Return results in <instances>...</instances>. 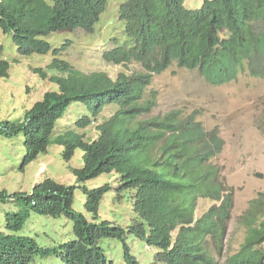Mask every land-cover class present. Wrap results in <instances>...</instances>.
<instances>
[{
	"label": "trees",
	"instance_id": "1",
	"mask_svg": "<svg viewBox=\"0 0 264 264\" xmlns=\"http://www.w3.org/2000/svg\"><path fill=\"white\" fill-rule=\"evenodd\" d=\"M101 1L0 0V29L11 35L20 55L46 54L51 45L45 37L52 32L78 26L91 31L101 13L97 5ZM119 17L124 22L123 39L133 45L127 50L118 42L120 38L112 37L111 47L103 52L107 61L136 59L148 72H161L176 62L181 67H197L213 85L228 83L245 71L264 78V0H204L198 9L185 8L183 0H125L119 5ZM61 48L52 53L57 55ZM53 62L52 67L66 71L65 76L50 77L58 89L44 92L22 120L1 121L0 132L8 138L25 137V163L53 142L63 146L67 161L81 148L84 164L70 168L75 185L46 178L29 193H1L4 200L12 198L19 210L6 214L7 232L0 230V264H44L49 256H56L60 264H114L102 243L120 237L122 230L106 220L96 221L108 185L84 186L83 211L73 209L75 188L111 170L120 175L118 191L137 188L133 203L137 218L130 232L160 250L150 264H215L209 240L220 253L231 195L196 221L193 210L199 197L219 196L217 170L208 162L221 150L217 128L205 130L194 113L179 116L172 112L137 120L150 110L149 104L140 102L150 74L133 76L132 82L124 76L113 81L105 73L85 75L61 64L63 60ZM8 68V61L0 59V76H7ZM73 102H82L92 115L107 103L119 108L99 126L98 137L91 141L79 131L87 126L88 116L58 129ZM261 127L264 132V121ZM31 214L66 216L72 223V237L45 246L33 236L19 234ZM263 215L264 192H259L241 216L247 234L240 250L228 257L229 264H264V250L255 248L264 242V218L256 221ZM183 222L193 226L183 228L168 250L169 230ZM123 264H140L126 245Z\"/></svg>",
	"mask_w": 264,
	"mask_h": 264
},
{
	"label": "rangeland",
	"instance_id": "2",
	"mask_svg": "<svg viewBox=\"0 0 264 264\" xmlns=\"http://www.w3.org/2000/svg\"><path fill=\"white\" fill-rule=\"evenodd\" d=\"M125 0H107L105 11L100 17L97 28L100 33L87 38L80 31L56 32L47 37L51 46L56 47L71 37V46L63 50L57 58L87 74L96 71L106 72L115 78L118 73H132L141 70L135 64L116 65L106 62L101 52L105 49L103 40L113 33L120 35L122 21L117 18L119 5ZM203 0H183L188 8H199ZM84 35V37H83ZM109 43V42H108ZM53 55L31 53L20 55L10 34L0 29V58L9 63L8 75L0 76V122L4 120H22L26 110L48 90L56 89L57 84L50 76L59 74L54 68H49ZM46 73L42 77L36 69ZM40 71V70H39ZM144 99L154 100L147 117L162 115L169 110L177 109L186 115L197 111V118L204 129H218L222 140L221 151L211 160L218 172V182L223 185V192L232 193V208L227 222L223 250L213 255L216 264H227V258L237 252L244 240L246 229L241 223V216L249 203L259 192L264 191V133L258 125L264 119V78L252 77L246 73L222 85H211L206 82L197 70H188L176 65L170 66L164 72L153 75L151 82L144 89ZM117 107L107 105L94 120L93 125L86 129L89 137H96L94 126L108 119ZM88 109L82 102H73L66 110L64 118L59 122L64 126L69 120L86 114ZM25 137L22 134L8 138L0 132V195L5 192L10 195L15 192H30L36 183L46 178L64 185H75V176L70 168H80L83 165V151L76 148L67 161L62 156L63 146L49 143L46 151L40 152L33 160L25 163ZM108 183L111 188L102 196L98 207L97 220L107 219L125 230L132 224L136 215L132 209L133 189L118 193L116 186L117 173H101L87 179L74 190L73 209L83 211L84 193L82 188L98 187ZM12 198L0 197V230L4 227L7 213L19 210L11 201ZM212 204L208 199L199 200L195 215L199 216ZM88 220H93L91 214L83 212ZM263 216L257 218V222ZM72 223L64 215L52 217L49 215L31 214L19 234L36 238L41 245H51L72 237ZM123 239L129 245L130 253L136 255L141 263L151 261L155 250L135 239L125 232L122 238L105 239L102 246L107 258L115 264L122 263ZM264 249V243L258 245ZM44 264H60L56 256H49Z\"/></svg>",
	"mask_w": 264,
	"mask_h": 264
},
{
	"label": "clouds",
	"instance_id": "3",
	"mask_svg": "<svg viewBox=\"0 0 264 264\" xmlns=\"http://www.w3.org/2000/svg\"><path fill=\"white\" fill-rule=\"evenodd\" d=\"M204 1V0H203ZM203 1H202V4H203ZM106 4H107V0H102L101 2H97V5L101 8V13L99 14V16H98V20L94 23V25H93V27H92V30L91 31H88L87 30V28H85V27H82V26H78V27H73V28H66V29H63V30H58V31H55V32H52L50 35H52L53 33H56V32H62V31H68V32H71V34L73 35V33H72V31H77V30H80V31H82L84 34H85V36L87 37V38H91V39H93V37L94 36H96V34L97 33H100V29H98L97 28V24L99 23V21H100V17H101V15H102V13L105 11V8H106ZM202 4H201V6H202ZM102 6H103V9H102ZM183 6H184V2H183ZM200 6V7H201ZM185 8H187V9H198V8H188V7H186V6H184ZM199 7V8H200ZM117 18L119 19L120 17H119V7H118V11H117ZM120 20V19H119ZM120 21H122V20H120ZM122 23L124 24V22L122 21ZM123 24H122V26H123ZM123 29V28H122ZM121 31V34L120 35H116V34H112V35H108V36H106V38L103 40V45L104 46H106L105 47V49L104 50H102V52H101V56H102V58L104 59V57H103V52L107 49V48H110L111 47V45H112V41H111V39H112V37L114 38V37H116V38H120L122 41H118V42H120L122 45H126V47H127V50L133 45L130 41H128L127 39H123V36H122V34H123V30H121V28L120 29H117L116 31ZM50 35H48L47 37H49ZM47 37H45V40L47 41ZM83 37H84V35H83ZM71 37H69L68 39H66L65 40V42L63 43V44H61V45H59V46H56V47H53V46H51V50L48 52V53H50V54H52L54 57H53V60L54 59H58L57 58V56L63 51V50H66L67 48H69L70 46H71V42H72V40L70 39ZM85 38V37H84ZM48 42V41H47ZM109 42V43H108ZM49 43V42H48ZM50 44V43H49ZM51 45V44H50ZM63 45H66L65 47H63ZM15 46H16V44H15ZM62 47V48H61ZM54 48H61V50H59V53L57 54V55H54L53 53H52V49H54ZM16 49H17V46H16ZM18 52V51H17ZM48 53H46V54H48ZM37 54H39V53H37ZM39 55H45V54H39ZM1 59V58H0ZM60 60H63V59H61V58H59ZM53 60H52V62L49 64V68L51 69V68H54V69H56L57 71H59V74H57V75H66V71H62V70H59L58 68H56V67H52L53 65H51L52 63H55V62H53ZM105 60V59H104ZM106 62H110V63H113V64H116V65H126V64H130V63H135V64H137L140 68H141V70H139V71H137V72H132V73H126V72H121V73H118L117 74V76L115 77V78H112V77H110L106 72H102V71H96V72H92V73H105L111 80H113V81H115V80H117V78L119 77V76H124V78H125V81H128V82H132V77L134 76V77H136V76H138V75H140V74H150V77H149V80L146 82V83H144L143 84V90H142V96H141V99H140V102H144L145 104H149L150 105V110H151V108H152V106H154V100H152V99H147L146 101H145V99H144V89L147 87V85H149L150 84V82H151V79H152V77H153V75H157V74H160V73H162V72H164L165 70H167L170 66H172V65H176V66H178V67H181V66H179L176 62H173L171 65H169L166 69H164L163 71H161V72H157V71H155V72H148L147 71V67L141 62V61H139V60H136V59H129V60H127V61H125V62H122V63H115V62H112V61H107V60H105ZM56 62H57V60H56ZM61 64H64V65H68V67H71V68H73V69H75V70H77L76 68H74V67H72L71 65H69L68 64V62L67 61H65V60H63V62H61ZM51 65V66H50ZM182 68H185V69H188V70H197L198 71V69H197V67H195V68H193V69H190V68H186V67H182ZM38 72H40V75L42 76V77H44L43 75H42V73H41V69L40 68H37L36 69ZM40 70V71H39ZM79 71V70H78ZM79 72H81V71H79ZM199 72V71H198ZM43 73H45L44 71H43ZM81 73H83V72H81ZM92 73H87V74H85V73H83V74H85V75H88V74H92ZM242 73H246V74H248V75H250L247 71H245V72H242ZM54 75H56V74H54ZM45 76H46V73H45ZM53 76V75H52ZM250 76H252V75H250ZM51 77V76H50ZM203 77V76H202ZM252 77H255V76H252ZM45 78V77H44ZM204 78V77H203ZM258 78H260V77H258ZM205 79V78H204ZM50 80H52L51 78H50ZM206 80V79H205ZM206 82L208 83V81L206 80ZM56 83V82H55ZM210 84V83H209ZM223 84H225V83H223ZM211 85H213V84H211ZM219 85H222V84H219ZM58 89V85H57V87H56V89H53V90H57ZM48 91H50V90H48ZM46 92V91H45ZM44 94V93H43ZM42 98V97H41ZM36 102V101H35ZM34 104V103H33ZM32 104V105H33ZM71 105V104H70ZM107 105H112V106H116L117 107V109H116V111L108 118V119H106L105 121H103V122H100V123H98V124H96L95 126H94V128L97 130V133L95 134V136L96 137H94V138H91V137H89L88 135H87V133H86V129L88 128V127H91L92 125H93V122H94V120H96V118H97V116L103 111V109L105 108V106H107ZM83 106L85 107V105L83 104ZM86 108V107H85ZM118 108H119V106H118V104H113V103H107V104H105L104 106H103V108L101 109V110H99L98 112H97V114L96 115H92V113L90 112V111H88L86 114H84V115H81L80 117H77V118H75V119H72V120H69L68 122H67V124H65L64 126H66V125H73L77 120H79V119H84L83 117H85V116H88L89 117V119H87L88 120V122H87V126H85L84 128H81L79 131L80 132H83V133H85V135H86V137L87 138H89V140H95L97 137H98V133H99V126L102 124V123H104V122H106V121H108L109 119H111L116 113H117V111H118ZM87 109V108H86ZM150 110H148V111H144L138 118H137V120H142V119H145V118H149V117H147V116H145V114H148V112H150ZM66 112V111H65ZM172 112H177L178 113V115L179 116H189L190 114H192V113H194V115H195V117H196V120L197 121H200L198 118H197V116H198V113H197V111H193V112H191V113H189V114H186V115H183V114H181V112L179 111V110H177V109H172V110H169V111H167L166 113H164V114H162V115H156V116H160V117H166V115L167 114H172ZM65 115V114H64ZM152 117H154V116H152ZM62 118H64V116L62 117ZM62 120V119H61ZM61 120H59V122L61 121ZM263 121H264V119H263ZM263 121H261V123L258 125V127H259V129L262 131V133H264L263 132V130H262V122ZM59 122H58V124H57V126H58V129H62L64 126H62V125H60L59 124ZM201 122V121H200ZM201 124H202V122H201ZM203 126V125H202ZM204 128V127H203ZM215 128V127H214ZM217 128V127H216ZM206 130V129H205ZM218 130V129H217ZM83 151V150H82ZM221 151V150H220ZM83 154H84V152H83ZM218 154V153H217ZM216 154V155H217ZM216 155H214L208 162H209V165H211V166H213L212 164H211V160L216 156ZM25 156H26V154H25ZM25 158V157H24ZM84 164V163H83ZM83 166V165H82ZM81 166V167H82ZM80 167V168H81ZM214 167V166H213ZM112 171H114V172H116L115 170H111V171H109V172H112ZM109 172H103V173H109ZM117 173V172H116ZM98 176V175H97ZM119 174L117 173V181H118V184H117V186H116V190L118 191V186H119V184H120V181H119ZM96 177V176H95ZM93 178V177H92ZM85 182V181H84ZM83 182V183H84ZM216 182H217V185H218V189H219V196H218V199H215V198H211V197H199L197 200H196V203H195V206H194V210H193V219H194V221H196V220H198L209 208H211V207H218V206H220L223 202H224V200H225V198H226V195H228V194H230L231 195V208H232V193L230 192V191H225V192H223V189L221 188L223 185H221V184H219V182H218V172H216ZM37 184V183H36ZM82 184V183H81ZM103 185H108V190L111 188V185L110 184H108V183H104ZM103 185H101V186H103ZM101 186H98V187H101ZM92 188H96V187H92ZM127 189H133L134 191H133V194L131 195L132 196V209H133V211H134V213H135V210H134V207H133V203H134V196H135V193H136V190H137V188L136 187H130V188H127ZM127 189H123L122 191H124V190H127ZM107 190V191H108ZM106 191V192H107ZM122 191H118V193H121ZM105 192V193H106ZM262 192H264V191H262ZM104 193V194H105ZM103 194V195H104ZM257 197V196H256ZM255 197V198H256ZM202 199H208V200H210V201H212V204L209 206V207H207L205 210H203V212L201 213V215H199V216H196L195 215V211H196V207H197V203L199 202V200H202ZM100 203V202H99ZM99 207V206H98ZM231 208H230V210H231ZM98 214V213H97ZM135 215H136V213H135ZM98 218V217H97ZM136 218H137V216L135 217V219H134V221L132 222V224H130L128 227H127V229L125 230L123 227H121V226H119V225H117V224H115V223H112L111 221H109V220H107V219H101V220H96V221H102V220H106V221H108L109 222V225L110 226H112V227H118V228H120L121 230H122V233H121V236L120 237H114V238H122L123 237V235L125 234V232H127V233H129L131 236H133L135 239H138V240H141V241H143L145 244H146V246L147 247H150V248H153L154 250H155V252H154V254H153V257H152V259H151V261L150 262H148V263H141L140 262V260H139V258L136 256V258L138 259V261L140 262V264H150V263H152L153 261H154V258H155V256H156V254L160 251V250H158V249H156L155 247H153V246H151V245H149V244H147V242L145 241V240H142V239H139L138 237H136L134 234H132L131 232H130V228L134 225V222L136 221ZM230 219V211H229V218L227 219V221H226V227H227V222H228V220ZM189 226H193V223H191V224H187V223H185V222H183V223H178V224H176L173 228H171L170 230H169V232H168V235H169V238H170V244H169V246L167 247V249L168 250H170V249H172L173 247H174V245H175V243L177 242V239L181 236V233H182V229L183 228H190ZM246 234H247V232H245V236H244V240H245V237H246ZM225 236H226V232H225ZM225 236H224V238H223V240H222V242H221V245H222V250H223V241H224V239H225ZM114 238H110V239H114ZM207 240H209V238H207ZM244 240H243V242L241 243V246H242V244L244 243ZM209 243H210V248H211V250H210V252L212 253V257H213V255L215 254V253H217L216 251H218V250H216V248H215V246L211 243V241L209 240ZM264 243V242H263ZM262 244V243H261ZM261 244H258V245H261ZM122 245H126L128 248H129V245H128V243L123 239V243H122ZM258 245H255V248H259V249H262V248H260V247H256V246H258ZM241 246H240V248H241ZM240 248H239V250H240ZM238 250V251H239ZM264 250V249H263ZM222 252V251H221ZM132 254V253H131ZM134 255V254H133ZM123 257V256H122ZM112 260V259H111ZM227 260H228V258H227ZM113 261V260H112ZM213 261H214V258H213ZM114 262V261H113ZM215 262V261H214ZM226 263L227 264H229L227 261H226ZM115 264V263H114ZM120 264H123V259H122V263H120ZM216 264V263H215Z\"/></svg>",
	"mask_w": 264,
	"mask_h": 264
}]
</instances>
